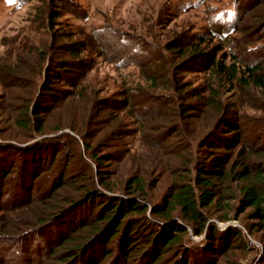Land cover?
<instances>
[{
    "label": "trees",
    "instance_id": "1",
    "mask_svg": "<svg viewBox=\"0 0 264 264\" xmlns=\"http://www.w3.org/2000/svg\"><path fill=\"white\" fill-rule=\"evenodd\" d=\"M52 1L49 40L33 56L43 77L39 91L37 75L22 72L24 56L0 65L7 131L27 144L0 143V264H221L248 245L241 229L222 230L211 220L244 214L255 221L249 230L264 239V8L253 15L264 0H234L233 14L164 47L115 34L129 65L145 76L121 99L84 95L75 75L88 67L87 43L54 31L58 9L69 2ZM187 73H207L206 84L186 82ZM80 95L91 99L87 128L77 116L50 129L75 135L34 141L46 134L47 118ZM108 111L137 127L93 131ZM137 135L167 159L157 163L166 169L158 173L174 178L160 201L152 193L163 175L147 183L140 164L125 181L113 179L114 163L126 160L116 143L124 141L127 159L138 160L126 141Z\"/></svg>",
    "mask_w": 264,
    "mask_h": 264
},
{
    "label": "rangeland",
    "instance_id": "2",
    "mask_svg": "<svg viewBox=\"0 0 264 264\" xmlns=\"http://www.w3.org/2000/svg\"><path fill=\"white\" fill-rule=\"evenodd\" d=\"M68 2V8L58 9L61 15L55 21L54 31L60 29L66 35H69L71 40L87 43L88 48L85 58L88 59V67L77 72L75 78L81 76L80 87L84 88L82 89L85 90L84 95L98 99L110 97L121 99V93L125 89L127 90V85L137 84L140 77L141 82H144L143 72L135 65H129V57L124 55L125 51H120L121 48L117 45L118 39L114 37L115 34L131 36L132 39L144 38L152 44L164 47L166 43L179 37L181 33L202 32L206 26L213 23L215 17L219 18L224 13L233 14L236 6L234 0H68ZM249 2H254V0L242 1V3ZM52 4V0H0V65L5 62H16L21 56H24L26 61L22 64L19 61L20 67L27 77L34 78L37 75V92L42 84L43 77L37 73L38 68L36 69L33 56L37 52L36 50L40 48L45 50L46 40H49L48 32L50 30L47 28V15L52 11L48 7ZM263 8V5L257 6L253 11H256L253 15L259 17V10ZM229 32H227V35ZM263 34L264 31L259 33L260 36ZM242 35L239 32L232 35V37L238 38ZM263 42L264 40L260 44ZM244 55L245 52L241 51V59H245ZM259 55H261L259 62L264 64V52L262 51ZM122 57L124 59H121ZM145 71H148V69H145ZM205 76H207V73H187L183 75L186 82H194L197 85L206 84L207 77ZM1 86L0 83V98L3 96ZM62 87L67 88L66 85H62ZM228 96H230V93L225 92L224 97L227 98ZM88 100L80 95V101L71 104L66 103L62 107H58L53 115L47 118L46 126L49 127L45 130L46 134L37 137L34 141L45 137H56L62 133L75 135L69 129L59 132H52L50 129L62 125L69 126L77 116L80 128L85 130L92 115V112L89 113L87 109L89 104L86 105V103L89 102ZM3 103L5 101L0 99V106ZM79 114H83L84 117L81 119ZM5 115V111L2 112L0 109V143L27 145L19 143L20 140L15 135L12 136L11 130L7 131L9 123H5L7 119ZM118 116V113L108 111L102 117L104 123L101 128L96 127L94 121L93 131L106 128L109 133L112 131L117 132V129L126 132L130 128L129 126L137 127V125H132L134 123L131 119L127 118L125 120ZM203 125L205 124L203 123ZM200 127L196 126V129ZM12 137L17 138V141L15 142ZM139 140V135H137V138L126 139L127 142H131L130 148L138 157V160L135 161L127 159L129 158V155H126L125 152L127 145L125 147L124 145L120 146L124 141L123 143H116L119 148L115 149V152L119 157H124L126 160L120 164L114 163L115 175L113 179L125 181L130 175L132 166L140 164L150 176L148 177L145 174L147 183L154 181L156 175H163L162 178L159 176L156 189L152 193L153 200L160 201L169 185L167 179L173 177L158 173L160 170L166 169L158 166L157 163L160 160L163 161L162 159H167L160 156L156 149L141 141L139 142ZM27 143L31 144L33 141ZM85 158L89 160L87 157ZM149 186L152 187V185H148L147 189L150 188ZM247 212H250V210ZM211 221L218 224L222 230L229 226L241 229L248 245L245 254L237 251L236 255L221 264H264L263 234L262 232H251L248 228V225L254 224L255 221L248 220L246 214L241 215L239 220L224 223L215 219ZM190 238L195 243L202 240V237H194L192 234H190Z\"/></svg>",
    "mask_w": 264,
    "mask_h": 264
}]
</instances>
